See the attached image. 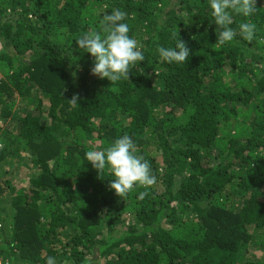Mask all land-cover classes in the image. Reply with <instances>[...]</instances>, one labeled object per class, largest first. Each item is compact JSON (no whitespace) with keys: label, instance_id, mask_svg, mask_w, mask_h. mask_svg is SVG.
<instances>
[{"label":"trees","instance_id":"1","mask_svg":"<svg viewBox=\"0 0 264 264\" xmlns=\"http://www.w3.org/2000/svg\"><path fill=\"white\" fill-rule=\"evenodd\" d=\"M207 4L0 0V169L30 173L0 170V261L264 264V0L254 38L234 16L223 45ZM116 9L145 61L114 92L75 39ZM179 39L189 59L162 61ZM124 134L157 183L119 197L85 153Z\"/></svg>","mask_w":264,"mask_h":264},{"label":"clouds","instance_id":"2","mask_svg":"<svg viewBox=\"0 0 264 264\" xmlns=\"http://www.w3.org/2000/svg\"><path fill=\"white\" fill-rule=\"evenodd\" d=\"M207 6L208 16L218 26L216 43L223 45L237 37V30L231 27L234 16L245 18L239 25V35L248 41L254 38L257 26L251 17L258 12L256 0H208ZM126 15L119 9L113 10L103 15L99 29H92L75 39L79 49L94 57L92 73L111 81L114 92L118 91L116 82L129 80L130 68L145 61L143 46L130 35ZM157 51L162 61L167 63L182 64L190 57V49L181 39L174 47L159 46ZM85 158L98 172L108 170L114 176L110 189L119 197L140 187L149 189L157 183L150 163L137 154L136 143L128 134L114 139L102 149L88 150ZM146 195L147 191L140 192L139 199H144ZM0 264L8 263L0 261ZM46 264H57L56 258L47 257Z\"/></svg>","mask_w":264,"mask_h":264},{"label":"rangeland","instance_id":"3","mask_svg":"<svg viewBox=\"0 0 264 264\" xmlns=\"http://www.w3.org/2000/svg\"><path fill=\"white\" fill-rule=\"evenodd\" d=\"M24 157H27V155H25V152H22ZM17 161V160H16ZM28 166V164L31 163L30 159H25L24 160ZM23 167V165H22ZM21 164L18 162H14V164L12 166L8 165V162L3 163L2 168L0 169L1 172H3V174L5 175L6 178L9 177L10 180L14 181L15 183H24L25 181H28V176L30 175V173L28 172L29 169L27 170H22L21 168ZM10 168L9 172H7V170ZM257 253H260L261 255L264 256V251L258 249L256 251ZM2 262H4L3 260H1Z\"/></svg>","mask_w":264,"mask_h":264}]
</instances>
